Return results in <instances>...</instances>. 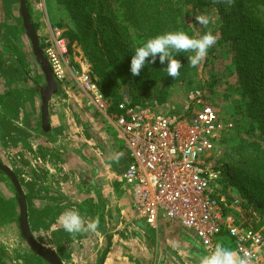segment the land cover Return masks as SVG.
Here are the masks:
<instances>
[{"label":"crops","instance_id":"1","mask_svg":"<svg viewBox=\"0 0 264 264\" xmlns=\"http://www.w3.org/2000/svg\"><path fill=\"white\" fill-rule=\"evenodd\" d=\"M87 102L75 88L63 87L49 103V134L37 130L41 127L37 99L28 112L20 113L31 116L34 128L28 132L33 134L31 182L36 188L34 195L26 196L34 239L52 249L62 264H100L103 258V264H199V257L208 254L192 232L164 217L156 228L136 217L123 185L129 153L106 115L94 107L90 115L84 114ZM30 209L40 217H32ZM72 209L84 218L85 229L91 222H97V228L67 233L58 217ZM18 231L16 219L0 223V248L12 249L7 251L10 261L14 254L23 264H48L22 244ZM219 242L233 248L226 235ZM17 246L23 249L15 250ZM17 250L25 253L16 254Z\"/></svg>","mask_w":264,"mask_h":264},{"label":"trees","instance_id":"2","mask_svg":"<svg viewBox=\"0 0 264 264\" xmlns=\"http://www.w3.org/2000/svg\"><path fill=\"white\" fill-rule=\"evenodd\" d=\"M55 4L60 15L71 21L59 25L65 29L69 52L74 47L82 49L101 93L115 105L122 91L136 101L148 95L163 104L174 86L189 85L198 71V66L188 63L190 53L185 52L176 57L183 65L176 78L168 76L166 64L158 59L133 77L130 61L137 47L130 28L140 33L143 43L176 30L199 38L207 31L195 17L213 14L219 18L217 44L200 64L206 69L223 57L229 59V77L234 80L231 92L245 102L244 114L256 125L225 156L237 162L234 176L239 183L235 185L241 198L247 199L243 207L258 211L264 224V0H123L125 21L119 19L111 0H55ZM219 50L224 55L218 56ZM7 207L0 198V211Z\"/></svg>","mask_w":264,"mask_h":264},{"label":"built area","instance_id":"3","mask_svg":"<svg viewBox=\"0 0 264 264\" xmlns=\"http://www.w3.org/2000/svg\"><path fill=\"white\" fill-rule=\"evenodd\" d=\"M43 52L61 85H77L89 105L106 115L125 145L130 163L123 185L138 219L151 228L157 227L160 217L177 223L195 235L208 255L226 235L233 250L247 254L252 264H264V233L240 219L239 198L215 188L221 176L207 163L223 127L216 110L202 104L201 93H194L179 113L158 102L133 104L127 97L110 113L111 101L91 74L70 66L67 45L60 36H54ZM250 213L256 216L253 209Z\"/></svg>","mask_w":264,"mask_h":264},{"label":"rangeland","instance_id":"4","mask_svg":"<svg viewBox=\"0 0 264 264\" xmlns=\"http://www.w3.org/2000/svg\"><path fill=\"white\" fill-rule=\"evenodd\" d=\"M122 2L123 0H111L113 9L119 19L125 21ZM28 6L43 51L56 35L66 42L65 29L59 25H70L71 21L68 16L60 15L55 0H28ZM19 8V0H0V158L3 164L13 171L19 180L25 198H27L29 195H34L36 188L35 183L31 182V169H34V164L31 156L32 146L29 143L33 134L28 132H32L34 128L32 129L33 120L31 116L29 117L24 113L20 115V113L23 110L25 113L30 110V106L34 104V98L37 99L40 107L41 98L38 90L44 87L46 83L44 75L36 64L29 41L23 30ZM206 17L209 18V23L204 25V28L207 33L211 32L216 37V43L213 45L215 46L218 41L217 30L220 20L213 14H209ZM130 32L135 46H142L143 41L140 33L133 28H130ZM221 54L223 53L219 50L217 55ZM68 60L71 67L82 73H90L95 80L91 65L80 47H74L72 52L68 50ZM222 60L214 62L206 69L202 67V63L198 65L197 74L192 82L189 85L174 86L163 106L167 107V110L171 112H182L190 102V97L194 93H201L202 104L212 106L216 110L223 129L219 134L218 143H216L215 150L210 155L207 164L218 172L219 177L221 176V179L219 178L218 183L215 185L218 192L221 191L231 198H239L244 205L247 199L243 200L241 198L239 189L235 185V183H239L238 178L236 179L234 176L237 162L228 160L225 153L227 149H231L240 143V140L246 137L245 134L255 131L256 125L250 122L244 114L243 105L245 102L241 98H234V94L231 92L234 80L229 77L232 71L231 65H229V59L226 57H223ZM63 87L61 85L62 89ZM70 87L75 88L88 101L86 95L77 85L72 84ZM125 97L137 105L155 102V99L148 95H144L136 101L122 91L120 97L115 99H118L117 104ZM109 100L112 104L110 113H114L116 108L113 107L116 105L113 99ZM87 104L89 103H86L83 111L85 115H90L92 106ZM77 122L81 123L79 118ZM17 123L22 125V127H18ZM229 125H232V127L229 128ZM37 130L42 133L40 126ZM1 178L0 198L8 203V207L0 211V223H7L11 219H16L18 228H20L17 191L11 179L5 175H1ZM230 178H233L232 182H230ZM251 209L256 213V216L253 217L251 213L249 214ZM251 209L243 207V216L240 219L247 220L264 233V224H262L259 212L252 207ZM30 213L34 218L40 217L32 209H30ZM18 233L21 234V231H18ZM58 239H65V236H59ZM21 241H23L22 244L24 243L25 246L28 245L22 235ZM19 246L15 250L23 249ZM28 247L30 248L29 245ZM9 250L12 251V249L0 248L1 255L2 253L4 255L0 264H17L18 259H21H17L14 254H11L13 256V259H11L13 262H11L8 258L7 251ZM23 252V250L21 252L15 251L19 255Z\"/></svg>","mask_w":264,"mask_h":264},{"label":"clouds","instance_id":"5","mask_svg":"<svg viewBox=\"0 0 264 264\" xmlns=\"http://www.w3.org/2000/svg\"><path fill=\"white\" fill-rule=\"evenodd\" d=\"M195 20L202 25L209 23V18L204 15L195 17ZM215 43L216 37L211 32L199 38L192 37L183 30L156 35L135 49L131 56L130 73L133 77L139 76L142 70L154 65L158 59L161 65L166 64L164 69L168 76L176 78L183 67L181 61L176 58L179 54L190 53L188 63L196 67L206 58L208 50ZM58 220L69 234L81 233L84 230L94 231L97 228V222H91L87 223L85 229V220L77 209L62 213ZM17 264H23V261L20 260ZM199 264H252V260L247 254L241 256L236 250L220 245L211 255L200 256Z\"/></svg>","mask_w":264,"mask_h":264},{"label":"water","instance_id":"6","mask_svg":"<svg viewBox=\"0 0 264 264\" xmlns=\"http://www.w3.org/2000/svg\"><path fill=\"white\" fill-rule=\"evenodd\" d=\"M20 6V19L22 22L23 30L26 34V37L29 41V45L33 54V57L36 61L37 66L39 67L41 73L44 75L46 85L40 89V98H41V128L44 133H50V119H49V103L53 96L61 94V84L54 77L52 68L49 64L48 59L46 58L43 50L40 46V40L33 23L32 17L28 10V1L19 0ZM0 171L11 179L17 194H18V205L20 209L19 223L20 231L23 239L26 243L32 248L34 253L38 255L43 261L48 264H62L61 259L58 255L50 248L40 245L33 237L29 222H28V211H27V201L23 193L22 187L19 183V180L13 173V171L3 164L0 159ZM104 258L100 264H103Z\"/></svg>","mask_w":264,"mask_h":264},{"label":"flooded vegetation","instance_id":"7","mask_svg":"<svg viewBox=\"0 0 264 264\" xmlns=\"http://www.w3.org/2000/svg\"><path fill=\"white\" fill-rule=\"evenodd\" d=\"M41 88H43V87H41ZM41 88H39V90H38V91H39V95H40V89H41ZM0 159H1V158H0ZM1 161H2V160H1ZM1 175H4V174H0V176H1ZM5 176H6V175H5ZM6 177H7V176H6ZM17 196H18V194H17ZM19 226H20V223H19ZM30 248H31V247H30ZM31 249H32V248H31ZM32 251H33V250H32ZM33 252H34V251H33ZM37 256H38V255H37ZM38 257H39V256H38Z\"/></svg>","mask_w":264,"mask_h":264}]
</instances>
